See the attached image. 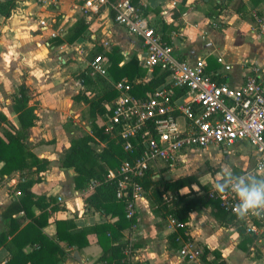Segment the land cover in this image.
Returning <instances> with one entry per match:
<instances>
[{
  "label": "crops",
  "instance_id": "crops-1",
  "mask_svg": "<svg viewBox=\"0 0 264 264\" xmlns=\"http://www.w3.org/2000/svg\"><path fill=\"white\" fill-rule=\"evenodd\" d=\"M181 1L140 0L136 6L150 21L159 24L163 39L171 46L176 59L193 62L203 58L206 72L217 82L233 88L240 87L244 77L256 67L264 84V36L258 32L255 22L256 15H264V0H185L183 5ZM79 5V0H51L45 4L38 0H17L7 17L0 15V114L9 124L0 121V137L6 141V133L15 134L20 128L12 103V95L19 85L26 90L24 102L34 108L38 118L36 125L20 140L24 167L5 174L4 162L0 160V233L7 230L5 211L23 196L18 184L32 181L28 213L23 210L12 215L17 227L40 224L41 233L64 251L58 264H103L98 261L103 251L93 228L101 223L113 224L115 218L86 205L85 199L92 192L86 189L88 180L80 190L75 189L76 173L62 166L71 140L91 131L90 123L80 132L82 113L88 105L73 98L98 91L79 77L87 72L86 65L95 55L119 58L118 67L135 57L140 66L139 58L145 49L138 38L114 23L108 9L94 15L86 24ZM40 21L44 22L43 26ZM81 21L86 27L72 40ZM219 58L230 67L228 71L217 61ZM110 76L117 80L111 72ZM101 79L111 88L108 80ZM101 105L106 107L108 103L103 101ZM87 116L91 118L88 113ZM95 120L100 126L102 118ZM92 146L99 151L105 143ZM210 154L209 157L218 156ZM249 155L244 159L245 166H237L234 172L252 165ZM39 164L44 166V171H36ZM16 191L20 194L16 195ZM197 192L198 188L186 199L194 198ZM155 207L153 198L145 192L136 205L131 225L120 231L119 242L127 243L134 251L133 264H215L219 260L225 264H264V239L254 241L245 237L213 201L191 211L184 233L179 231L202 249V256L193 261L180 258L177 253L180 244L174 240L178 232L166 224L170 213L164 208L161 209L166 215L162 211L155 213L159 210ZM57 221L65 222L69 234L82 231L83 236H70V240L87 244L79 249L65 240L58 241ZM34 248L28 243L22 252L27 254ZM214 253L219 255L218 259ZM10 256L9 249L0 245V264Z\"/></svg>",
  "mask_w": 264,
  "mask_h": 264
},
{
  "label": "built area",
  "instance_id": "built-area-1",
  "mask_svg": "<svg viewBox=\"0 0 264 264\" xmlns=\"http://www.w3.org/2000/svg\"><path fill=\"white\" fill-rule=\"evenodd\" d=\"M38 1L45 4L51 0ZM79 2L80 15L86 24L94 15L108 9L114 23L138 38L145 49L139 58L143 73L132 79L113 80L109 72L111 61L103 54L95 55L86 65L90 77L108 80L116 92L115 98L107 102L109 114L100 126L107 141L121 148L123 158L116 168L107 170L104 180H113L115 198L125 199L127 220H133L136 205L143 199L142 181L148 173L154 178L160 174L168 176V172L186 168L200 151L226 153L231 147L249 146L252 165L235 173L255 171L257 175H264V84L258 68L251 69L240 87H230L206 72L203 58L193 62L176 59L171 46L163 39L159 24L150 21L129 0ZM255 22L258 32L264 36V15H256ZM39 24L43 26L44 22ZM217 61L224 70L230 69L222 59ZM156 68L166 74L163 83L142 95L134 93L136 87L144 86L153 78ZM219 172H211L207 188L198 191L195 197L215 202L245 237L254 241L264 239V215L237 218L232 212L237 203L233 194H218L213 190ZM97 185V180L89 179L86 189L93 191ZM166 224L178 232L174 240L180 244L177 251L180 258L193 261L202 256V249L191 238L179 234V231L184 233L185 223L168 215ZM133 252L126 244L123 255L127 264H133Z\"/></svg>",
  "mask_w": 264,
  "mask_h": 264
},
{
  "label": "trees",
  "instance_id": "trees-1",
  "mask_svg": "<svg viewBox=\"0 0 264 264\" xmlns=\"http://www.w3.org/2000/svg\"><path fill=\"white\" fill-rule=\"evenodd\" d=\"M17 0H0V15L7 17L15 6ZM133 5H138L140 0H129ZM185 0L181 1L183 5ZM145 14V13H144ZM113 18V14H112ZM83 21L79 22L76 30L71 37L76 39L85 29ZM70 40V41H72ZM111 67L109 68L111 74L115 79L121 78L132 79L135 76L143 73L142 68L138 65L135 57L130 58L121 67H118L119 58L110 56ZM166 74L162 73L156 68L153 78L142 87H136L134 93L142 95L146 91H152L163 83ZM83 82L89 83V86L98 89L93 96H86L85 94H77L73 99L82 101L88 105V114L92 118L91 131L89 134H84L76 139H72L69 148L66 150L62 166L72 168L76 173L74 178V187L80 190L89 179L98 181V185L94 190L87 195L85 199L86 205L92 207L94 210L104 214H110L115 218L113 224L101 223L96 225L93 230L98 236V243L103 251L98 261L103 264H127L124 262L123 250L127 243L119 242L122 230L127 229L132 221L125 218L124 206L125 199L118 200L115 198V182L113 180H104V176L108 169H114L118 166L120 160L123 158V153L118 145L112 141H107V138L102 132L101 126H97L94 122L96 117L102 119L109 114V109L102 106L103 101L110 102L116 96V92L109 87V85L99 77H94L92 80L88 72H83L80 76ZM95 84V86H94ZM26 96V90L23 85H19L12 95L13 109L17 115L20 124L19 130L15 134L6 133L7 140L0 137V160L4 162L3 173L8 174L13 169L24 167L22 163L23 140L28 130L36 125L38 120L34 114V108L28 106L23 98ZM0 121L8 124L7 120L0 114ZM9 125V124H8ZM96 143H105V147L96 151L92 145ZM41 163V161H39ZM36 171H44V166L36 165ZM32 181H26L18 184V189L23 194L18 202H12L4 213L5 221L7 222V230L0 233V245H4L9 249L11 256L4 264H58L60 258L64 255L63 249L57 242L45 237L41 231V225L28 224L22 229H19L15 224L12 215L19 211L28 213V208L31 206V193L29 187ZM197 184L196 177L193 175L181 176L178 178L166 179L161 176L160 179H155L154 175L148 173L142 181L144 190L151 188L152 198L154 203L161 205V194L164 192L178 193L179 190L187 188L192 192V185ZM158 187L163 189V192L158 191ZM186 194H175L171 201L170 208L167 209L171 215L175 216L179 221L186 223L188 214L195 208L206 204L209 200L203 197H194L186 199ZM32 221H35L32 219ZM56 235L58 241H67L70 245H75L79 249L87 244L82 245L76 241L70 240V236L80 237L84 233L77 231L69 234L66 229V224L63 221L56 222ZM11 237L9 241L8 237ZM252 240V239H251ZM31 243L34 249L24 254L22 248ZM207 253V250L204 251ZM218 259L219 255L214 253ZM215 264H225L224 261L219 260Z\"/></svg>",
  "mask_w": 264,
  "mask_h": 264
},
{
  "label": "rangeland",
  "instance_id": "rangeland-1",
  "mask_svg": "<svg viewBox=\"0 0 264 264\" xmlns=\"http://www.w3.org/2000/svg\"><path fill=\"white\" fill-rule=\"evenodd\" d=\"M90 95L93 96L94 91H92L89 94V96ZM87 110H88V107L85 106V111L83 110V113H82V124L79 127V130L81 133H83V131H85L83 128L85 125L92 123V119L87 116V113H88ZM94 122L97 124V126H99V124L97 123V120H94ZM250 150L251 149L249 146H243V147L235 146V147L229 148L226 153H223V152L219 153L216 150L209 151V153H207L208 155L205 153H199L197 155V159L196 160H190V162L186 165V168L180 169V170H175L172 172H168L167 175L170 176L171 178H174V179L181 177V176L193 175L196 177V181H197L196 186L198 188V191L201 192L207 188V186L209 184L211 172L219 171V170L221 171L222 165L227 164V165L231 166L233 171L238 170L237 166H239L240 168L244 167L245 166L244 159H245L246 155L248 153H250ZM210 153L218 155L219 158L222 160H219V158H217L218 156L217 157H209L211 155ZM225 157H227V158L225 159ZM248 165H250V164L248 163L246 167H248ZM161 176H163V175L160 174V177ZM184 190H185V192H181V191L179 192L178 191V193H173V192L162 193L163 189L158 187V191L160 193H162L161 194V200H162L161 205H164L166 210H167L168 209L167 206L171 205V203H172L171 201L174 199L175 194H186V196H191V193L189 192L188 189H184ZM145 192L149 197H152L151 188L147 189ZM192 192H193V189H192ZM155 208L157 210L159 209L155 213H159V211H160V213L162 211L161 214L164 213V210L161 209L163 207L159 206L158 204H156Z\"/></svg>",
  "mask_w": 264,
  "mask_h": 264
},
{
  "label": "clouds",
  "instance_id": "clouds-1",
  "mask_svg": "<svg viewBox=\"0 0 264 264\" xmlns=\"http://www.w3.org/2000/svg\"><path fill=\"white\" fill-rule=\"evenodd\" d=\"M217 175L218 180L213 184V190L218 194H233L237 203L232 212L237 218L264 215V175H257L255 171L236 174L227 164L221 166ZM182 192L185 190L182 189Z\"/></svg>",
  "mask_w": 264,
  "mask_h": 264
},
{
  "label": "water",
  "instance_id": "water-1",
  "mask_svg": "<svg viewBox=\"0 0 264 264\" xmlns=\"http://www.w3.org/2000/svg\"><path fill=\"white\" fill-rule=\"evenodd\" d=\"M216 176L218 177V175H216ZM155 178L156 179H160V176L159 175H156ZM167 179H169V177H167ZM193 191H195V192L197 191L196 186L193 187Z\"/></svg>",
  "mask_w": 264,
  "mask_h": 264
}]
</instances>
